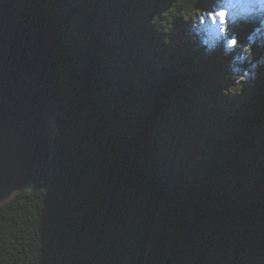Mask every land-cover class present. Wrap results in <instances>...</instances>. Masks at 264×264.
<instances>
[{
	"label": "trees",
	"instance_id": "obj_1",
	"mask_svg": "<svg viewBox=\"0 0 264 264\" xmlns=\"http://www.w3.org/2000/svg\"><path fill=\"white\" fill-rule=\"evenodd\" d=\"M219 1H14L67 109L49 181L0 205V264H264V65L231 89L264 47L188 30Z\"/></svg>",
	"mask_w": 264,
	"mask_h": 264
},
{
	"label": "water",
	"instance_id": "obj_2",
	"mask_svg": "<svg viewBox=\"0 0 264 264\" xmlns=\"http://www.w3.org/2000/svg\"><path fill=\"white\" fill-rule=\"evenodd\" d=\"M14 1L0 0V204L29 182L49 181L53 137L46 128L67 109L54 45L18 18Z\"/></svg>",
	"mask_w": 264,
	"mask_h": 264
},
{
	"label": "rangeland",
	"instance_id": "obj_3",
	"mask_svg": "<svg viewBox=\"0 0 264 264\" xmlns=\"http://www.w3.org/2000/svg\"><path fill=\"white\" fill-rule=\"evenodd\" d=\"M221 11L224 12L223 23H221L220 17L217 15V13ZM193 19L194 21L188 25V30L200 37L204 36L205 38H210L213 43L221 42L224 29L231 21H234V19L246 23L245 31L250 27L251 21L262 19L263 25L261 29L257 32V28L255 27L249 38L257 40L256 43L259 47H264V0H221L211 10L194 15ZM205 38H201L200 45L204 44ZM261 65H264V59L252 65V68L247 72L240 71L237 68L234 72L237 81L235 83L236 85L231 87V89H233L232 92L238 93L242 90L243 93H248L250 88L254 87L257 83V78L260 74L259 67ZM49 124L50 125L46 128V133L53 137L56 132L55 117L50 119ZM36 180L39 185L44 184L40 183L39 179ZM33 188L34 183L29 182L23 186L20 191L15 193L30 191ZM5 202L6 201L1 204Z\"/></svg>",
	"mask_w": 264,
	"mask_h": 264
},
{
	"label": "snow or ice",
	"instance_id": "obj_4",
	"mask_svg": "<svg viewBox=\"0 0 264 264\" xmlns=\"http://www.w3.org/2000/svg\"><path fill=\"white\" fill-rule=\"evenodd\" d=\"M217 15L220 17L221 23H223V19H224V12H223V11H221V12L217 13ZM233 43H234V41H233Z\"/></svg>",
	"mask_w": 264,
	"mask_h": 264
}]
</instances>
